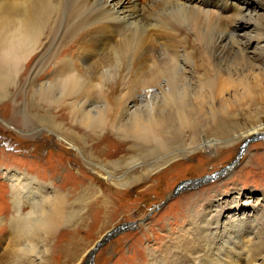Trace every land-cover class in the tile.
<instances>
[{
    "label": "bare ground",
    "instance_id": "6f19581e",
    "mask_svg": "<svg viewBox=\"0 0 264 264\" xmlns=\"http://www.w3.org/2000/svg\"><path fill=\"white\" fill-rule=\"evenodd\" d=\"M10 86L31 91L37 105L46 103V132L78 154L86 138L56 121L58 107L84 132L116 137H99L92 149L100 164L91 161L92 169L125 193L180 155L263 130L260 123L228 139L206 138L209 126L238 108L264 113V0H0V96ZM2 175L10 184L8 251L34 248L44 231V255H28L25 263L43 264L50 236L65 217L66 197L19 168ZM86 180L77 203L102 211L115 204ZM215 195L204 208L191 199L187 219L179 218L166 242L145 246L146 263L264 264V192L256 198L239 189Z\"/></svg>",
    "mask_w": 264,
    "mask_h": 264
},
{
    "label": "rangeland",
    "instance_id": "374dc122",
    "mask_svg": "<svg viewBox=\"0 0 264 264\" xmlns=\"http://www.w3.org/2000/svg\"><path fill=\"white\" fill-rule=\"evenodd\" d=\"M77 20L72 22L75 29L81 21L80 18ZM62 22L64 24L65 19ZM9 89L10 93L0 96V264H25L28 255L43 256L42 249L47 235L41 231L42 235L38 234L33 240L36 244L34 248L24 249L21 245L18 247L21 251H8L10 184L2 173L12 168H19L52 182L66 197L63 203L65 217L61 226L50 236V251L46 259L42 257L43 264L85 263L89 251L101 240L100 235L106 229L110 228L107 232H111L120 225L126 228L110 237L94 252L91 264H147L145 246L149 244L158 248L166 242L169 232L180 226H177L179 218L186 216L187 219L185 207L196 192H204V196L199 195L191 204L204 202L203 208L206 200L212 199L218 192L227 195L239 189L244 191L247 198L259 197L264 192V128L230 145H204L197 153L180 155L159 168L157 173L151 174L149 179L143 178L144 181L135 182L127 187V192L121 193V187L112 186L103 179L92 169L91 162L100 164L99 155L92 149L99 137L104 134L113 135L108 131L98 136L89 131L84 132V129L71 123L65 107H58L56 111L52 109L56 121L63 122L64 128L81 130L85 136L87 146L83 147V155L78 154L59 141L55 134L46 132L51 123L47 120L51 110L46 103L38 101L37 105V100L32 98L29 90L23 92L11 86ZM260 123H264V113L258 114L253 107L238 108V113L231 112L226 120L222 119L217 125L209 126L206 138L228 139L243 132L248 126ZM183 138L188 139V136ZM134 151L130 150L126 156ZM55 156L62 158L56 160ZM120 156H124V159L126 157L125 153ZM230 167V171L224 174L223 169ZM72 169L78 173L70 174ZM132 175L137 177L140 174H131L130 177ZM208 177L210 179L206 180ZM87 178L94 181L95 187H100L98 189L107 198L114 200L115 204L110 203L108 210L102 211L96 206L92 208L91 202L77 203L82 192L79 186H83ZM67 179L69 183L66 185L63 181ZM184 181L183 189L173 196L176 186ZM190 181H194V185ZM102 224L105 225L100 229ZM62 232L67 234L60 239Z\"/></svg>",
    "mask_w": 264,
    "mask_h": 264
},
{
    "label": "water",
    "instance_id": "95a60500",
    "mask_svg": "<svg viewBox=\"0 0 264 264\" xmlns=\"http://www.w3.org/2000/svg\"><path fill=\"white\" fill-rule=\"evenodd\" d=\"M243 145H242V148L241 149H243ZM206 180L207 179H209V177L208 178H205ZM186 181H184V182H181V183H179L177 186H176V188L174 189V191L172 192V195L173 196H175V195H177L178 194V192L180 191V190H182V186H183V184L185 183ZM120 228H126V226L125 227H123L122 225H120L119 227H117L116 228V232L114 233L113 231L112 232H110L109 233V236L107 237L106 236V238H104V239H101L100 241H98L96 244H95V246L93 247V252H95L100 246H102L110 237H113L115 234H117V233H119L122 229H120ZM120 229V231H117V230H119ZM94 254V253H93ZM92 256H89V257H87V260H86V264H91L92 263Z\"/></svg>",
    "mask_w": 264,
    "mask_h": 264
}]
</instances>
